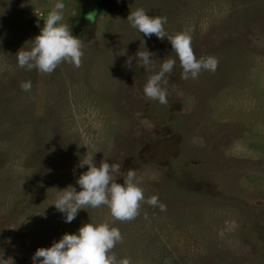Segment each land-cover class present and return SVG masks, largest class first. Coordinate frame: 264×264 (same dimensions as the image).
<instances>
[{"label": "rangeland", "instance_id": "1", "mask_svg": "<svg viewBox=\"0 0 264 264\" xmlns=\"http://www.w3.org/2000/svg\"><path fill=\"white\" fill-rule=\"evenodd\" d=\"M56 2L0 0L3 259L33 264L37 248L103 220L123 236L114 254L132 264H264V0H106L90 25L80 0H62V22L82 40L81 66L20 68L16 53L30 49ZM138 7L166 17L170 35L189 31L196 57L215 56L216 71L180 79L167 38L127 21ZM142 40L156 59L177 60L167 105L143 94ZM90 153L97 165H121L118 183L135 170L145 199L157 195L166 211L142 203L120 222L102 206L66 223L51 205L56 189L80 190L79 162Z\"/></svg>", "mask_w": 264, "mask_h": 264}, {"label": "clouds", "instance_id": "2", "mask_svg": "<svg viewBox=\"0 0 264 264\" xmlns=\"http://www.w3.org/2000/svg\"><path fill=\"white\" fill-rule=\"evenodd\" d=\"M64 9L62 0H57L43 20L40 34L28 41L31 42L30 49L21 47L18 50L16 56L20 68L51 74L64 62L76 68L81 66L82 40L72 34L67 23L62 22ZM126 19L132 28L145 37L155 35L160 40L167 38L182 69L180 79H196L202 71H216L219 61L215 56L196 57L189 31H178L172 35L165 31L166 17L151 16L144 8L138 7L129 12ZM142 42L143 51L138 50L136 53L139 60L136 66L149 73L143 94L150 100L167 105L170 94L169 77L174 73L177 60L172 57L156 59L155 53L150 52L145 42ZM125 54L126 50L122 55ZM132 60L133 57L129 56L126 65L130 67ZM156 61H160L158 70ZM31 88V81L22 82L23 91L29 92ZM85 165L87 171L81 173L76 181L80 186L79 191L72 185L64 189L55 188V201L51 205L63 214L66 223H71L82 209H98L102 206L108 208L113 221L120 222L135 219L140 214L142 203L166 211V205L160 202L157 195L145 199L144 189L141 187L142 178L137 177L135 170H128L123 183H118L114 174L120 173V164L101 160L97 165L94 153H90L79 162V167L83 168ZM122 240L120 230L108 221L88 222L82 224L74 234H63L50 247L37 248L31 259L33 264H132L129 258L118 259L113 252L116 244ZM9 261L13 264L11 258L3 259V252L0 251V264H9Z\"/></svg>", "mask_w": 264, "mask_h": 264}, {"label": "flooded vegetation", "instance_id": "3", "mask_svg": "<svg viewBox=\"0 0 264 264\" xmlns=\"http://www.w3.org/2000/svg\"><path fill=\"white\" fill-rule=\"evenodd\" d=\"M104 1H106V0H90L91 7L88 10V12L85 14L86 22L84 23V25H90V23L93 20V18H91V16L93 15L95 18V14L100 11L98 7H100L102 5V2H104Z\"/></svg>", "mask_w": 264, "mask_h": 264}, {"label": "water", "instance_id": "4", "mask_svg": "<svg viewBox=\"0 0 264 264\" xmlns=\"http://www.w3.org/2000/svg\"><path fill=\"white\" fill-rule=\"evenodd\" d=\"M83 1H84V4H83V2L80 0V2H81L80 4H81V7H82V9H81V14H83V13L86 14V13L88 12V10H89L88 7H89L90 5H88V3H87L88 0H86V1L83 0ZM83 15H84V14H83ZM91 18H94V16L92 15Z\"/></svg>", "mask_w": 264, "mask_h": 264}]
</instances>
